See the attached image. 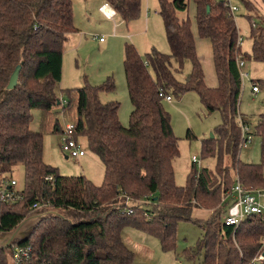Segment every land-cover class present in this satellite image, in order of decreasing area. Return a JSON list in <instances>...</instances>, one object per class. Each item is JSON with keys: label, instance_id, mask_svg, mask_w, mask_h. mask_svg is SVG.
<instances>
[{"label": "trees", "instance_id": "trees-1", "mask_svg": "<svg viewBox=\"0 0 264 264\" xmlns=\"http://www.w3.org/2000/svg\"><path fill=\"white\" fill-rule=\"evenodd\" d=\"M105 1L128 25L141 16L142 0ZM158 1L171 52L153 49L143 56L126 43L133 110L125 126L119 116L121 102L107 99L117 90L112 76L100 85L86 79L81 87L61 86L65 47L70 34L78 31L74 0H0V182L13 179L9 174L16 164L25 167V186L18 188V197L0 204V229H15L36 211L37 202L47 204L41 211H59L42 220L28 240L0 249V264H15L16 247H31L30 257L21 264H134L124 229L148 233L159 239L164 251H172L180 221L196 223L204 231L196 247L185 249L189 259L202 254L200 264H254L263 253L264 213L251 214L238 226L224 219L233 201L226 195L237 178L251 189H264V113L256 126L241 114L244 86L237 65L240 54L245 61L264 63V13L241 0L249 10L253 43L252 51L244 52L238 45L237 22L224 0ZM191 4L194 17L180 16ZM194 25L197 35L212 44L217 87L205 82ZM188 61L192 69L181 80L178 74ZM18 65V84L11 89ZM191 91L199 94L209 113H221L222 122L214 137L203 142L202 151L204 158L217 156L218 164L216 170L198 171L193 163L187 183L178 185L174 159L180 155V140L161 93L181 97ZM34 109H40L60 135L64 127L59 115L71 118L75 138L86 137L105 166L101 184L86 174L64 175L46 163L44 134L31 127ZM241 119L262 138L261 162L239 157ZM196 208L211 214L196 218Z\"/></svg>", "mask_w": 264, "mask_h": 264}, {"label": "rangeland", "instance_id": "rangeland-1", "mask_svg": "<svg viewBox=\"0 0 264 264\" xmlns=\"http://www.w3.org/2000/svg\"><path fill=\"white\" fill-rule=\"evenodd\" d=\"M103 1L74 0V23L78 31L70 34L65 47L61 86L65 89L81 87L85 85L86 79L92 85H100L109 76H112L116 82L117 90L108 98L112 97V99L121 102L120 119L125 126H129L133 105L124 64L126 43L134 44L143 56L153 49L164 53H170L171 49L163 18L159 13H155L160 6L158 0H142L141 16L129 25L117 17L113 21L105 18L99 8ZM248 1L261 11L258 9L257 3L259 2L257 0ZM236 3L240 7L239 12L235 15L236 22L239 27V34L244 39L241 48L244 52H251L253 43L250 39L249 10L241 0H237ZM261 12L264 13V10ZM194 14V5L191 4L188 11L180 13V16L189 15L193 18ZM148 16L149 21L147 22ZM101 38L105 41L101 42ZM244 68L251 77L244 83L240 111L244 118L256 126L260 115L264 113V63L253 59L246 60ZM191 69L192 65L188 61L178 77L185 80ZM252 79L260 80L261 90L259 93H253ZM165 106L171 113L174 132L180 140V155L174 159L178 185L187 183L188 175L193 167L194 156L202 160L203 167L216 170L217 156L204 158L202 151L203 142L211 137L216 127L222 122L221 113L219 111L209 113L199 94L195 91L188 92L181 97L173 95V100H166ZM70 119L66 115L65 117L59 115L63 127L71 121ZM31 127L41 130L44 134V159L46 163L59 167L64 175L86 174L92 180L94 179L95 183L101 184L103 182L105 166L100 157L90 149L86 137L79 138L86 154L81 158L67 157L61 147L62 137L60 133L52 131L50 120L44 121L40 109L32 111ZM189 131L192 134L191 138L188 137ZM262 156V138L259 134H255L249 146L241 149L239 157L246 162L258 163L262 161ZM9 176L17 181L16 186L19 189H23L25 186L24 164H16ZM262 204L264 206V196L262 197ZM45 208L48 207L45 206ZM203 233V229L198 224L191 221H180L177 228L176 250L172 251L162 250L159 240L143 231L126 228L123 231V236L129 248L135 253L134 264L148 263L147 257H145L148 252L147 247L154 250V255L160 257L162 263L168 264L167 261L171 260L172 262V258H178L185 249L196 247ZM201 259L203 256L200 254L195 260L196 264H200Z\"/></svg>", "mask_w": 264, "mask_h": 264}, {"label": "built area", "instance_id": "built-area-1", "mask_svg": "<svg viewBox=\"0 0 264 264\" xmlns=\"http://www.w3.org/2000/svg\"><path fill=\"white\" fill-rule=\"evenodd\" d=\"M226 6L229 7L230 14H232L236 20L235 15L239 12L240 7L236 3L237 0H224ZM101 11L108 18L114 19L116 17V11L110 7L108 4H104L101 7ZM255 24V20H252ZM239 28V27H238ZM101 41L104 39L101 38ZM243 36L241 34L238 35V45L242 46L243 44ZM245 59L242 54L237 57V65L240 69L241 78L243 80V86L246 80L250 79V73L245 70ZM252 82V91L253 93H259L261 90L260 83L251 80ZM161 95L164 97V100L172 101V94H167L162 92ZM241 124V142L240 149L247 148L251 141L254 138V134L252 133L251 126L244 122L242 119L240 120ZM75 126L71 122H67L64 126L62 137L61 147L63 151L67 154V156H72L76 158H81L86 154V150L82 147L80 142L75 138ZM193 163L196 165L197 170L201 171L203 168V162L197 156H194ZM48 180L52 179V177H47ZM17 181L15 179L2 181L0 182V204L5 202H10L11 200L18 197V187ZM227 197L232 198V204L228 209L227 216L225 217V223L228 225L238 226L247 216L255 213H264V206L262 204V197L264 196V189L255 188L251 189L240 182L237 178L235 185L231 188L229 193L226 195ZM47 206V204L37 202L34 204L33 209L39 210L43 207ZM1 227V221H0ZM1 231V229H0ZM31 255V247H16L13 254V262L15 264H21L23 258H29ZM256 259H264V256L261 254Z\"/></svg>", "mask_w": 264, "mask_h": 264}, {"label": "crops", "instance_id": "crops-1", "mask_svg": "<svg viewBox=\"0 0 264 264\" xmlns=\"http://www.w3.org/2000/svg\"><path fill=\"white\" fill-rule=\"evenodd\" d=\"M257 1L259 2V3H257L258 4V9H260L261 11L264 10V0H257ZM104 4H108V3L104 0L102 2L101 6H99L100 11H101V7ZM108 5L110 7H112L110 4H108ZM194 9H195V7H194ZM155 13H158V10H156ZM103 15H104V13H103ZM104 17L107 18V19H109V20H112V21L115 20V18L114 19H111V18H108L105 15H104ZM148 21H149V16H148L147 22ZM115 26H116V23H115ZM193 30H194V32L196 34L197 51H198L199 57H200V59L202 61L203 68H204V71H205V82H206V84L209 87H213V88L214 87H217L218 84H219V81H218V75H217V72H216V66H215V62H214L212 44H211V42L208 39H203V38H201L200 36L197 35V31H196V26L195 25L193 27ZM115 34H116V27H115ZM104 41L105 40H103L101 42H104ZM63 63H64V60H63ZM109 98H111V97H109ZM109 98L107 97V99H109ZM119 116H120V113H119ZM210 214H211V211L210 210L200 209V208H196L194 210V213H193L194 217L199 218V219H207L210 216ZM126 231H128V230H126ZM146 234L149 235V236H152V235H150L148 233H146ZM152 237H154V236H152ZM124 240H125V242L127 244V241H126L125 237H124ZM143 240H145V239H143ZM147 243H149V242H147ZM151 243H153V242H151ZM189 248H191V247H189ZM147 250H148L147 256H145V257H147V261H148L147 264H166V263H162L160 261V257H157V256L154 255V250L153 249H151L150 247H147ZM183 254H180V256L178 258H176V259H173L172 258V262H171V260H169V261H167V263L168 264H196V261L195 260L198 257H196L195 259H189L187 257V255H186L185 250L183 251ZM201 256H202V254H201ZM261 260L262 259H256L254 264H260Z\"/></svg>", "mask_w": 264, "mask_h": 264}, {"label": "water", "instance_id": "water-1", "mask_svg": "<svg viewBox=\"0 0 264 264\" xmlns=\"http://www.w3.org/2000/svg\"><path fill=\"white\" fill-rule=\"evenodd\" d=\"M21 68L22 66L18 65L12 73L10 83L8 85L9 88L12 89L17 86ZM211 137H214V133H212ZM53 214H59V211L55 209L45 211L36 210L33 214L24 219L15 229L6 232L0 231V249L13 246L17 240H28L38 224ZM262 255L264 256V251Z\"/></svg>", "mask_w": 264, "mask_h": 264}]
</instances>
